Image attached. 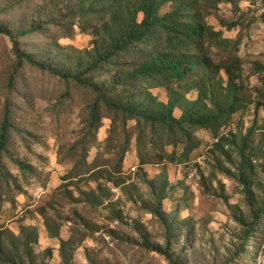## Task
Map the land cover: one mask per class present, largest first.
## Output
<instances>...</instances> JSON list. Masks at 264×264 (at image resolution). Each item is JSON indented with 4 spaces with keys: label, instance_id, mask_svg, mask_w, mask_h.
<instances>
[{
    "label": "rangeland",
    "instance_id": "374dc122",
    "mask_svg": "<svg viewBox=\"0 0 264 264\" xmlns=\"http://www.w3.org/2000/svg\"><path fill=\"white\" fill-rule=\"evenodd\" d=\"M90 1L0 0V27L23 53L75 75L92 59L94 41L106 37L101 22L116 8L95 4L89 10ZM169 10L166 5L160 13ZM204 11L206 23L237 44L231 54L230 45L216 42L212 56L240 58L242 100L221 116L217 130L186 126L187 137L178 129L167 135V127L152 134L150 124L125 121L103 104L91 124L95 93L74 77L19 65L14 41L0 33V139L7 113L11 120L0 157V237L6 242L0 264H13L9 257L17 255L16 264H171L143 244L165 246L169 236L178 264H264V212L245 246V228L236 218L251 219L243 170L257 203L264 196V0H206ZM141 48L87 77L112 88L116 71L126 76L153 44ZM218 80L226 85L224 69ZM161 81L155 77L133 89L136 98L146 100L147 90L157 98L152 104L167 101ZM174 88L188 99L198 94L185 82ZM207 109L217 111L210 100ZM215 132L234 133L238 144L218 146ZM161 192L162 217L152 212ZM35 232L28 258L26 235Z\"/></svg>",
    "mask_w": 264,
    "mask_h": 264
},
{
    "label": "trees",
    "instance_id": "16d2710c",
    "mask_svg": "<svg viewBox=\"0 0 264 264\" xmlns=\"http://www.w3.org/2000/svg\"><path fill=\"white\" fill-rule=\"evenodd\" d=\"M205 1L91 0L89 10H92L95 4L113 8L116 5V8L113 14L108 15V20L101 22L106 37L94 41L92 59L87 61L84 66H79L75 75L58 68L57 65L41 62L35 59L34 56L23 53L19 49L17 39L11 33L1 27L0 33L9 36L14 41L20 57L19 65L28 62L53 75L60 76L64 80L74 77V81L78 85L91 89L96 95L90 117L91 124L97 118L98 107L103 104L106 108L122 116L125 121L137 117L138 126L142 121L146 125L147 123L150 124L152 134L157 133L156 131L165 130L164 128L167 127L169 129L167 135H170V132L172 133L170 130L178 129L187 137L190 134L186 130V126L217 130L221 116L224 113L231 114L235 112L240 107L242 100L240 92H238L239 83L237 82L240 77V58L230 56L227 60L215 61L212 56V48L216 42H220L221 47L230 45L231 54L237 49V44L232 40L223 39L220 32L214 31L206 23ZM166 5H169L170 10L161 15V9ZM139 15L142 16L141 19H138ZM233 26H236V24H233ZM29 32H26V34ZM149 44H153V49L151 53L147 52L148 56L144 62L133 70L125 72L126 76H123L121 70L116 71L117 75L112 81L114 83L113 87L116 88L122 81L123 84H121V89L114 94H110L113 87L106 89L103 85L101 86L87 77L105 65L113 64L117 60L123 61V56L130 55L133 57L137 47L145 48ZM19 67L15 69L11 76V84L15 82ZM221 69H224L227 74L225 86L220 84L218 80ZM123 77H126L125 80ZM155 77L161 78V85L166 89L167 101L157 100L152 104L151 101L157 98L147 90L146 100H138L133 89H141L140 87L145 82ZM181 82L188 83L192 89L197 91L198 94L195 99H188L177 88H174L175 84ZM218 87L221 88V91ZM207 100L213 103V107H216L217 111L207 109ZM177 110L181 111L178 117L175 115ZM156 125L158 126L156 127ZM10 129L11 120L9 113H7L1 132L0 157L7 148ZM214 135H217L219 139L216 142L218 146L225 147L229 145L234 147L238 144L237 140L233 138L234 133L221 136V134L215 132ZM245 146L244 143L242 149ZM139 153L142 158V149ZM169 155L171 158L174 157L172 153ZM147 163L144 159L141 162L143 165ZM261 165L264 168V159ZM241 180L245 185L247 202L251 206L250 220H246L239 215L236 217L245 228L241 242L242 246H245L261 213L264 212V196L257 203L253 180L248 172L243 170ZM161 196L157 200L158 204L152 209V212L160 217H162L161 206L164 198L162 192ZM37 236V232L33 235H26L24 248L28 258L32 256V240L35 238V241H37ZM174 242L169 236L166 238L165 246L153 244L148 239H145L143 244L147 249L163 255L171 264H178L175 262L174 253H172V243ZM4 248L6 249V242H3L0 237V251L3 252ZM1 256L5 257L4 252ZM19 257L20 255L9 258H12L13 264H16ZM30 264H37V262L33 260Z\"/></svg>",
    "mask_w": 264,
    "mask_h": 264
}]
</instances>
